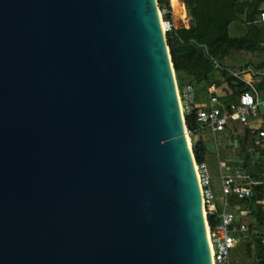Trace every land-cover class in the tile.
<instances>
[{
  "label": "water",
  "instance_id": "obj_1",
  "mask_svg": "<svg viewBox=\"0 0 264 264\" xmlns=\"http://www.w3.org/2000/svg\"><path fill=\"white\" fill-rule=\"evenodd\" d=\"M157 0H0V264H212Z\"/></svg>",
  "mask_w": 264,
  "mask_h": 264
},
{
  "label": "trees",
  "instance_id": "obj_2",
  "mask_svg": "<svg viewBox=\"0 0 264 264\" xmlns=\"http://www.w3.org/2000/svg\"><path fill=\"white\" fill-rule=\"evenodd\" d=\"M263 3L264 0H250L245 3L241 0H182V5L189 11L190 19L174 21V27L166 33L179 89L193 83H204L206 86L215 83L220 87L222 82H226L230 90L236 93L238 88L245 86L232 75L229 77L231 67L224 62L230 53L256 51L263 41L264 28L253 24L260 16L259 8ZM158 5L160 8L168 6V0H158ZM241 15H244L245 22L249 25L247 33L243 38H233L229 34V27ZM165 18L169 17L166 15ZM215 72L221 74V80H213ZM235 82L238 86L234 85ZM222 100L219 106L224 111L235 106L229 97ZM184 122L189 137L197 135L200 124L196 121L195 113L185 112ZM206 151L202 141L192 144L196 164L205 162ZM260 169L257 168L250 174L257 178V173L264 172V168L260 166ZM254 194L252 200L260 201L263 198L264 186L255 187ZM255 215L257 222L264 225V212L260 206ZM216 222L214 216H208L211 227H214ZM245 246L247 256L256 261L254 264H264V245L260 240H256L253 251L249 243L245 242Z\"/></svg>",
  "mask_w": 264,
  "mask_h": 264
},
{
  "label": "built area",
  "instance_id": "obj_3",
  "mask_svg": "<svg viewBox=\"0 0 264 264\" xmlns=\"http://www.w3.org/2000/svg\"><path fill=\"white\" fill-rule=\"evenodd\" d=\"M168 4L163 8L159 7L165 33L174 27L171 0H168ZM166 15L169 18H165ZM259 20L264 23V11L260 13ZM241 74L242 72H235L233 76L239 78ZM207 94L209 95V105L199 108L196 107L193 86L185 85L182 89L177 88V96L183 113L194 112L196 121L200 126L209 127L213 132L223 131L229 121L233 119L242 125H247L251 118L264 117V99H259L250 88L242 90L237 97L235 106L231 110L225 111L219 106L215 83L208 86ZM252 146L257 164L264 168V127L253 129ZM195 170L206 217L212 264H231V253L239 242L249 243L252 251L256 240H260L264 245V236L259 232L256 223L240 221L238 215L231 210L233 200L250 204L254 196V188L264 185V172L254 178L246 171L241 169L228 170L224 163H220L221 197L218 200L215 193L210 189L211 181L205 163H195ZM208 216L216 218L217 222L214 227L208 223Z\"/></svg>",
  "mask_w": 264,
  "mask_h": 264
},
{
  "label": "crops",
  "instance_id": "obj_4",
  "mask_svg": "<svg viewBox=\"0 0 264 264\" xmlns=\"http://www.w3.org/2000/svg\"><path fill=\"white\" fill-rule=\"evenodd\" d=\"M241 1L245 3L250 0ZM171 8L173 10L174 21L190 19L189 11L184 5H182V0H175L173 1V4L171 2ZM259 10L260 13L264 11V3L260 6ZM239 19V23L241 25L235 27V36H232L233 38H243L246 35L247 29L249 27V25L245 22L244 15L239 16ZM253 24L259 28H264V23L260 22L259 17L253 22ZM233 54L234 57H236V61L234 64L229 65L232 71L229 72V77L231 75L233 76V73L235 72H242L240 77L235 79H237L239 82H242L245 86L243 88H238L236 93L232 92L229 87H227L229 92H227L226 89L225 92L220 93V87L216 85L219 102L223 101L222 99L229 97V99L234 101L236 104L237 97L240 92L249 88L259 97V99H264V38L263 41L258 45L256 51L233 52ZM215 80L219 79L217 78ZM191 83H193V81H191ZM193 84L191 85L194 89L196 107H207L209 105V99L207 105L201 103V101L198 99V93L200 90H204L203 94L205 97L208 96L209 98V95L207 94V88L209 85L206 86L204 83L199 85ZM234 85L238 86L236 82ZM261 127H264V117L262 116L251 118L249 124L247 125H242L236 119H233L229 121L225 129L221 132H213L209 127L200 126L197 135L200 137V141L205 144L207 150L204 163L209 171L208 173L211 181L210 189L215 193L218 200L221 197V179L219 170L220 163H224L228 170H235L243 167L246 169L244 171L253 173L257 168L260 169V166L257 164V159L254 156V147L252 146V131L253 129L256 130ZM259 174L260 173H257V175ZM217 204L220 205L219 202H217ZM258 206H260L261 210L264 212V194L260 201L255 202L254 200H251L250 204L233 200L231 210L238 215V219L240 221L247 223L255 222L258 226L259 232H261V235L264 236V225H260L259 222H257L255 215V212L258 211ZM244 244L245 242L237 243L235 249L231 253V264H240L238 259L244 255L247 256L246 246ZM240 245H242L243 248L240 247ZM247 258L249 257L247 256Z\"/></svg>",
  "mask_w": 264,
  "mask_h": 264
},
{
  "label": "rangeland",
  "instance_id": "obj_5",
  "mask_svg": "<svg viewBox=\"0 0 264 264\" xmlns=\"http://www.w3.org/2000/svg\"><path fill=\"white\" fill-rule=\"evenodd\" d=\"M240 19H239V17H237L236 19H235V21L231 24V26L229 27V34H230V36L232 37H234L235 36V27H237V26H239V25H241L240 23ZM236 61V57H234V54L233 53H231L229 56H228V58L225 60V65H231V64H234V62ZM222 79V77H221V74L219 73V72H215L214 74H213V79ZM175 79H176V76H175ZM220 79V80H221ZM214 81H216V80H214ZM176 84H177V88H178V83H177V79H176ZM223 85V86H222ZM222 86V87H221ZM221 86H220V93H223V92H225V90L227 91V92H229V90H228V84L226 83V82H222L221 83ZM203 91L204 90H200L199 91V93H198V99L201 101V103H203V104H206L207 105V103H208V96L207 97H205V95L203 94ZM181 112H182V114H183V118H184V111H182V109H181ZM185 129H186V127H185ZM199 132V131H198ZM198 132H197V134H198ZM186 133H187V138H188V141H189V144H190V146H191V148H192V144L194 143V142H196V141H200V137L198 136V135H195V136H193V137H189V135H188V132H187V130H186ZM208 169V168H207ZM241 170H246V169H244L243 167H241L240 168ZM209 172V171H208ZM245 245V244H244ZM240 247H242L243 248V246L242 245H240ZM238 262L240 263V264H254L256 261L254 260V258H251V257H249V258H247V256H243V257H240V259H238Z\"/></svg>",
  "mask_w": 264,
  "mask_h": 264
},
{
  "label": "bare ground",
  "instance_id": "obj_6",
  "mask_svg": "<svg viewBox=\"0 0 264 264\" xmlns=\"http://www.w3.org/2000/svg\"><path fill=\"white\" fill-rule=\"evenodd\" d=\"M171 2H172V4H173V0H171ZM181 108V107H180ZM196 171V170H195ZM196 177H197V179H198V176H197V173H196Z\"/></svg>",
  "mask_w": 264,
  "mask_h": 264
}]
</instances>
